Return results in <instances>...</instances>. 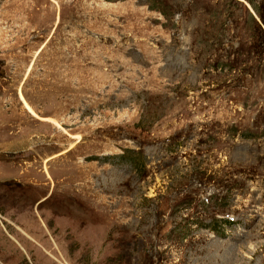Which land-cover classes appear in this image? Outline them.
<instances>
[{"label": "rangeland", "instance_id": "1", "mask_svg": "<svg viewBox=\"0 0 264 264\" xmlns=\"http://www.w3.org/2000/svg\"><path fill=\"white\" fill-rule=\"evenodd\" d=\"M0 264H264V0H0Z\"/></svg>", "mask_w": 264, "mask_h": 264}]
</instances>
